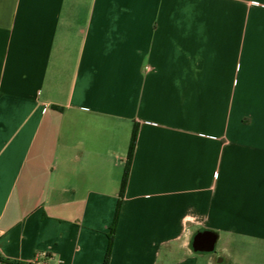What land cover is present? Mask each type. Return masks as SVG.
<instances>
[{
  "label": "crops",
  "instance_id": "1",
  "mask_svg": "<svg viewBox=\"0 0 264 264\" xmlns=\"http://www.w3.org/2000/svg\"><path fill=\"white\" fill-rule=\"evenodd\" d=\"M136 124L109 264H263L264 0H0V255L105 264Z\"/></svg>",
  "mask_w": 264,
  "mask_h": 264
},
{
  "label": "trees",
  "instance_id": "2",
  "mask_svg": "<svg viewBox=\"0 0 264 264\" xmlns=\"http://www.w3.org/2000/svg\"><path fill=\"white\" fill-rule=\"evenodd\" d=\"M138 133H139V128H138V125L136 124L134 127V130H133V134H132V138H131V142H130V146H129V151H128L126 168H125L123 180L121 183V188H120V193H119V205H118L117 213L115 216V221H114V223L110 229V233H109V248H108V253H107V258H106L105 264H109V259H110L111 253H112L113 243H114L116 229H117V223H118L119 216H120L121 203H122V200L125 196V192H126L127 185H128L130 169H131V165L133 162L135 149L137 146ZM0 264H28V263L10 260V259H7L4 256L0 255Z\"/></svg>",
  "mask_w": 264,
  "mask_h": 264
},
{
  "label": "rangeland",
  "instance_id": "3",
  "mask_svg": "<svg viewBox=\"0 0 264 264\" xmlns=\"http://www.w3.org/2000/svg\"><path fill=\"white\" fill-rule=\"evenodd\" d=\"M222 241H224V240H222ZM224 246H225V244H224L223 242H220V244H219V249L224 248ZM228 254H229V256H230L231 258H233V257L236 256L235 254H233V251H228ZM254 256H255V257H253V258H251V259H253L254 261H256V263L259 262V261H261L260 255H258V253H254ZM257 256H259V257H257ZM262 260H263V264H264V257H263ZM259 263H260V262H259Z\"/></svg>",
  "mask_w": 264,
  "mask_h": 264
},
{
  "label": "flooded vegetation",
  "instance_id": "4",
  "mask_svg": "<svg viewBox=\"0 0 264 264\" xmlns=\"http://www.w3.org/2000/svg\"><path fill=\"white\" fill-rule=\"evenodd\" d=\"M208 242L209 241L207 239H203V238H200V237L197 238V245H205V246H207Z\"/></svg>",
  "mask_w": 264,
  "mask_h": 264
}]
</instances>
